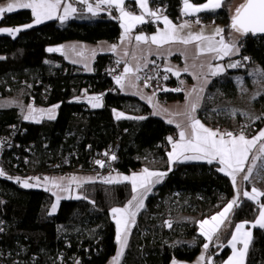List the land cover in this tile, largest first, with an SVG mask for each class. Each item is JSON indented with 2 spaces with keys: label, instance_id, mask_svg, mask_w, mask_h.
Here are the masks:
<instances>
[{
  "label": "trees",
  "instance_id": "16d2710c",
  "mask_svg": "<svg viewBox=\"0 0 264 264\" xmlns=\"http://www.w3.org/2000/svg\"><path fill=\"white\" fill-rule=\"evenodd\" d=\"M71 1L78 10L85 8L78 0ZM233 2L224 0L220 9L201 16L204 21L222 24L226 38L233 31L230 28ZM169 3L168 14L178 18L180 0ZM32 20L30 10L20 9L4 14L0 27L22 26ZM98 26L108 28L115 24L99 21ZM59 27L58 20H50L20 31L15 38L0 35V57H3L0 136L13 139L10 149L6 148L1 155L0 169L6 176L20 175L25 179L50 171L49 163H60L68 154L73 167L87 169L91 155L117 143L120 158L117 172L131 174L144 168L167 171L136 217L121 264L192 262L206 243L199 233L198 222L220 212L234 197L230 178L216 171L218 165L206 162L169 165L167 153L171 144L167 137L175 140L177 129L153 116L141 99L121 92L115 79L109 76L115 66H121L113 54L100 53L94 60L92 73L68 64L62 56L49 54L47 47ZM146 27L153 29L151 25ZM109 38L116 40L115 35ZM235 59L242 66L212 80L197 112L213 127L233 131L244 124L247 127L244 134L251 137L264 127V79L252 81L250 72L254 67L264 71V37L244 35ZM238 75L245 76V86L255 83V105L263 114L251 123L231 113L233 100L241 93V86L236 83ZM177 80L170 73L167 85L173 87L169 89L176 88ZM91 94L103 95L102 107L90 108L79 99ZM4 99L15 104L2 105ZM183 99L182 91L159 94L161 102ZM29 104L37 107L59 104L56 119L40 123L24 120L21 106ZM114 111L145 119H117ZM53 173L64 174L65 169L57 168ZM79 194L84 198L62 200L57 212L50 215L54 203L50 192L24 188L15 179L0 177V253L5 264H77V261L106 264L114 257L118 244L110 211L124 207L132 198L131 184H105L97 179L83 184ZM241 200L230 214L229 229L225 233L221 230L219 240L214 239L206 252L214 264H222L230 254L227 244L235 225L253 222L258 217V205L243 197ZM263 201L264 197L260 202ZM166 221L172 222L171 228ZM245 264H264V229H253Z\"/></svg>",
  "mask_w": 264,
  "mask_h": 264
},
{
  "label": "snow or ice",
  "instance_id": "6c2138e0",
  "mask_svg": "<svg viewBox=\"0 0 264 264\" xmlns=\"http://www.w3.org/2000/svg\"><path fill=\"white\" fill-rule=\"evenodd\" d=\"M79 3L84 4L89 13L93 16L97 15L101 11V6H107V9L111 10L115 8L119 12L118 19L120 20V26L123 29V33L120 37V44L125 45V42L131 43L134 39L136 42V49L141 52L140 56H137L136 51L132 53V60L135 61V66L130 63H125L123 72L120 75L114 77L116 84L121 90L132 89L133 95H140L141 99H146L149 104L152 105L154 111L153 115L166 116V122L168 124H174L179 131V139L174 140L173 137H167L169 144H171V151L167 153L169 165L176 162L184 161H204L209 165H218L216 171L223 173L229 177L233 188L236 189L234 197L226 204V206L215 215L210 218L203 219L198 222L200 235L207 241L203 244L205 252L209 249L214 239L219 240V234L222 227L231 223L230 214H232L234 207H239L242 203L241 197L247 200L253 201L259 207L258 217L254 222H242L235 225L234 231L231 233V239L228 241V246L232 250L231 256L228 257L224 264H245L246 257L248 255L249 246L252 240V231L246 230V225L250 223V228L259 227L264 229V203L260 202V198L264 197V191L256 187H252L251 191L241 190L238 187L237 177H241L242 181H249L253 177V173H256L257 177L264 178V129L248 138L244 131H240L238 134H234L231 131L221 132L219 129H211L206 127L200 119L197 118V109L200 107V102L205 91V87L209 83L206 78L208 74L215 77L222 74L225 71V66L221 64L213 65L212 60H222L225 57L236 55L240 49L235 42L226 41L223 33L224 29L216 27L211 34H205V29L202 27L200 31H191L192 22L185 20L182 24H174L167 16H161L159 10H151L149 8V0H135L138 7L141 9L140 14H134L128 11L125 7V0H97L95 6L89 3V0H78ZM223 6V0H206L205 3L196 5L190 2V0H183L182 15L195 16L204 11H216ZM18 9H27L31 11L33 22L22 27L0 28V33H6L9 36L15 38L16 34L20 31L32 28L34 25H39L46 20L58 19L61 23L66 21L72 14L77 12V9L72 3H64V0H8L5 5H0V19L4 14L12 13ZM62 9V14H61ZM110 14V13H109ZM146 16L150 17L152 21H161L164 24L162 29H158L155 34L148 36L143 33L133 36V29L137 25L148 23ZM195 23L199 24L200 20L197 18ZM230 28L241 36L257 33H264V0H245L236 9L235 13L231 16ZM185 29L188 31L185 32ZM181 33H185L181 35ZM219 37V39H217ZM148 45L146 49H141L140 45ZM182 44L185 46L194 45V63L191 68H196L195 60L201 56H208L209 62L207 65L201 63L199 68L203 70L207 67L208 72L201 71L199 74L196 72H190V67L186 64L184 68H174L171 65L165 67L166 73H172L174 76L179 77L181 72L190 73L194 79L197 80V85L193 86L185 92L187 103L185 104L184 111L173 113L168 108L163 107L156 101V92L151 95H144L139 88L138 82L144 79V87H150L149 81L155 79V76L143 78L140 73L149 63H155V61H149V55L162 56L164 52L167 55H172L171 47L161 51L165 45ZM151 45H155L156 49L153 50ZM72 52L78 57H84V50L78 49L77 46H68ZM119 45L113 44L109 46V50L117 52ZM48 52H60L62 55L67 56L65 46L58 48L50 47ZM185 51L181 52V55H185ZM96 54L95 50H91V57ZM129 55L126 47L122 53V58ZM3 59V57H0ZM244 60H248V57H244ZM143 60V63H141ZM81 60L73 59L72 63H80ZM121 60H117V64H120ZM86 68L88 64L85 62ZM240 61H235L227 65L228 68L241 67ZM158 67V66H157ZM91 70V69H89ZM254 74H259L264 78V71L257 69ZM158 75V73H157ZM205 77L201 80V77ZM163 80H168V75L162 77ZM184 81L179 80L180 87L168 89L162 88L161 91L168 92H181L185 91ZM243 90V89H242ZM102 97L92 96L88 97V102L91 107H101ZM59 108V104L48 108H35L31 104L26 109V114H23V119L26 121H34L36 123L41 122V118L46 116L48 120L56 119V109ZM21 112L24 113L25 109L21 106ZM235 115V111L232 113ZM124 116V113L117 112L116 118L120 119ZM175 116H182L184 119L176 121ZM129 119L143 120L145 117H127ZM258 119V118H257ZM104 155H108L105 153ZM111 160H116L117 157L113 154L110 157ZM95 163L101 168L105 166L103 160H96ZM171 171V167L169 168ZM167 172L150 171L148 168H144L141 173H133L132 175L124 176H112L109 175L102 179L105 184H119L129 182L131 184V191L133 193L132 198L127 202L124 207H114L111 209L112 217L116 224V242L119 248L113 257L111 264H121V259L128 246L129 236L131 229L136 224V217L138 213L144 208L145 199L152 188L162 182ZM0 177H6L7 179H15L22 187L31 188L40 185L39 177H31L28 179H21L20 177L6 176V173L0 169ZM30 180H35L36 183H30ZM65 181H67L65 183ZM95 182L91 177L80 179L75 176L70 178H52L44 177V184H51V188L46 187V191H52V195L55 197V202L51 206L50 215L56 213L57 206L63 198L60 193L70 191V186L75 184L77 188L81 187L84 183ZM84 198L77 195L75 199ZM167 227H172L171 221L165 222ZM242 245V247H237ZM205 255H201L197 264H202L205 261ZM77 264L79 262L77 261ZM172 264H177L176 260L172 261ZM207 264H214L212 258L207 257Z\"/></svg>",
  "mask_w": 264,
  "mask_h": 264
},
{
  "label": "crops",
  "instance_id": "0c3cea01",
  "mask_svg": "<svg viewBox=\"0 0 264 264\" xmlns=\"http://www.w3.org/2000/svg\"><path fill=\"white\" fill-rule=\"evenodd\" d=\"M164 1L165 0H149V8L151 10H153V11L159 10V7L162 5V3ZM7 2H8V0L0 1V5H5ZM190 2L193 3V4H196V5H200V4L205 3L206 0L201 2V3H196V2H194L192 0H190ZM64 3H72L73 6L77 9V12L72 14L63 23H61L58 19H52V20H58L60 22V24H61V27L58 28L57 33L54 35V37H53L52 41L50 42L49 46L47 47V49L50 48V47L58 48V47H61V46H65V51L67 52V56L66 55H62L60 52H48L47 51L49 54L62 56L64 58V60L68 64H71V65H74V66H80V67H82L85 70L86 73H92L93 72V70H94V60L100 53H111V54H113L114 57L117 60H121V63H120L121 66H125L126 62L130 63L132 66H135V61L132 60V53H133V51H136L137 56H140L141 52L136 49V42H135L134 39L132 40L131 43L125 42V45H121L120 44V37H121V35L123 33V29L121 28L120 20L118 19L119 12L115 8H113L112 13H110V14L109 13H105L104 10L101 8V11L97 15L93 16L91 13H89L87 11L86 6H85V8L83 10L80 11V10H78L76 5L71 0H64ZM89 3L93 4V6H95L96 3H97V0H89ZM125 7H126V9L128 11H131L134 14H140L141 13V9L136 4L135 0H125ZM182 8H183V0H180L179 18L178 19L177 18L175 19V18L171 17L169 14H165V15H162V16H167L169 18V20H171L176 25L182 24L185 20L191 21L192 22L191 31H193V32L200 31V29L202 27L205 29V34H211L213 29L216 28V27H220V28L224 29V26L222 24L217 23L214 20L204 21L202 19V17H201L202 14L213 12V11H204V12H201V13L195 15V16H185V15H182ZM18 10H20V9H18ZM61 14H62V9H61ZM183 16H184V18L181 19V17H183ZM148 18L149 17L146 16V20H148ZM197 18L200 20L199 24L195 23V20ZM47 21H50V20H46L45 22H47ZM99 21H110V22L114 21L115 27L101 28V27L98 26V22ZM32 22H33V20H32ZM32 22H30V23H32ZM45 22H43V23H45ZM43 23H41V24H43ZM156 23L157 24L155 26H152L153 27L152 30H149L146 27L147 25L148 26L150 25L149 23H145V24H142V25H137V27L135 29H133L132 35L135 36V35L143 33L145 35L151 36V35L155 34L158 29H162L164 27V24H163L162 20L161 21H156ZM22 26H24V25H22ZM22 26H16V27H22ZM34 26H37V25H34ZM16 27H10V28H16ZM0 28H3V27H0ZM73 28H75L76 30H79V31H75V29H73ZM187 31L188 30L185 29V32H187ZM183 34H185V33H181V35H183ZM0 35H8V34L0 33ZM111 35H115L116 36V40L110 39L109 36H111ZM223 35H224L226 41L235 42L237 44V46L239 47V49H240V42H241V39H242V37L244 35L240 36L238 38L232 37V36H230V34H228V38H226L224 33H223ZM217 39H219V37H217ZM113 44L119 45L117 52H112V51L109 50V46L113 45ZM72 45L77 46L78 49H83L84 50V57L83 58L76 56V54L71 51V49L68 46H72ZM125 47H126L128 53H129V55L127 57H123L122 58V53H123ZM147 47H148V45H143V44L140 45L141 49H146ZM169 47H171V49H172V55H170V56L167 55L166 52H164V50L169 48ZM151 48L153 50H155L156 46L155 45H151ZM185 48H186L185 55H181V52L185 51ZM93 49L95 50L96 54H95L94 57H91V50H93ZM161 51L164 52V55L159 56V57L154 55V54L153 55H149L148 56V60L151 61L152 58L158 57V58H160L163 61L164 67H166L168 65H171L174 68L182 69L187 64L190 67V72H196L197 74H199L201 71H203L205 73L208 72L207 67H205L203 70H201L199 68V65L201 63H204L205 65H207V63L209 62V57L208 56H201L199 59L195 60L196 68H191V65L194 63V59H193L194 54H195V46L194 45H188V46H185V45H182V44L165 45L164 48L161 49ZM239 54H240V51H239L238 54L225 57L222 60H212L211 63L213 65H216V64L224 65L225 66V71L223 73H225L227 70L236 69V68H228L227 65L229 63H233V62L237 61L235 58ZM73 59L81 60L82 62H80V63H72ZM85 62L88 64L87 68L84 66ZM141 63H143V60H141ZM89 69H91V70H89ZM222 74H220V75H222ZM220 75H218V76H220ZM218 76L213 77L210 74L207 75L206 78L209 80V83L205 87V91H206L207 87L209 86V84L212 82V80L214 78L218 77ZM174 77H176V76H174ZM204 78L205 77L202 76L201 80H203ZM179 80H183L185 82L184 83L185 91H182L184 93V99L182 101L161 102L159 100V98L156 96V101L160 105H162L163 107L168 108L173 113L184 111L185 104L187 103L185 92L188 89H191L193 86H196L197 83H198L197 80L194 79L193 76L190 73H184V72H181ZM138 84H139L140 90L143 92L144 95L147 96V95H151L152 94L149 91L148 88L144 87L143 84H141L140 82H138ZM254 85H255V83H253V82L250 85L251 88L253 89V93L255 92L254 91ZM240 86H242V85H240ZM133 91L134 90H132V89L121 90V92L123 94L135 96V97L141 99L140 95H133L132 94ZM205 91L203 93V97H204ZM253 93L249 94L250 97H251V106H252L251 109H253V111H254L253 117L251 119L249 118V120H248L249 123L254 122L258 117H260L263 114L261 112V110L259 109V107H257L255 105V101L254 100H255L256 96L253 95ZM92 96H101L102 97L101 104L103 106L104 101H103V95L102 94L82 95L81 97H79V99L82 100L83 102H85L90 108H93V107H91V104L88 102V97H92ZM203 97L201 99L200 106L202 104ZM240 97L241 96H239L238 98H240ZM238 98H236L235 100H238ZM141 100L144 101L150 107L151 114H152L153 111H154L152 105L149 104L146 99H141ZM11 101L12 102L10 104L2 102V105H13V104H15L13 102V100H11ZM53 106H55V105H53ZM53 106H50V107L33 106V107L38 108V109L39 108L48 109V108H51ZM27 107H28V105L25 107V114H26ZM98 108H100V107H98ZM93 109H95V108H93ZM198 109H197V111H198ZM117 112H120V111H114L115 117H116V113ZM236 114L238 115V112ZM196 115H197V118L200 119L201 122L204 123L206 127H209L211 129H214V130L215 129H219L221 132L230 131L229 129H221L219 127H213V126L207 124L205 121H203L198 116V112L196 113ZM56 116H57V109H56ZM153 116L161 118V119H163L165 121L167 119L166 116H157V115H153ZM233 116L236 117V115H233ZM123 117L127 118L129 116L124 114ZM123 117H121V118H123ZM45 119H47L46 116L41 118V121H43ZM174 119L176 121H181L184 118L182 116H175ZM29 122L36 123L34 121H29ZM171 125H173L177 129L178 135H177V138L175 140H178L179 139V131H180V129H178L176 127L175 123L171 124ZM261 129H264V127L260 128L259 130H261ZM259 130L253 136H255L259 132ZM253 136H251V137H253ZM251 137H248V138H251ZM261 143H264V141H261ZM170 151H171V147H170L169 152ZM184 162L185 163H203L204 161H184ZM142 170L139 171V172H135V173H141ZM150 171H158V170H150ZM159 172H167V171H159ZM132 174L133 173H131V175ZM73 176H75L77 178H80V179L91 177L95 181L97 180V178H95L94 176H92V174H89V173L71 174V175H64V174H57V173L56 174L32 175L31 177H39L40 178V185L39 186H34L32 188L33 189H42V190H45L46 187L51 188V184H47V185L44 184V177H49L50 179H52V178H61V177L70 178V177H73ZM242 176H243V173L241 174V176L237 177L238 187L242 191L243 190L251 191L252 187H256V188L260 189L261 191H264V178L257 177L255 172L253 173V177L250 178L249 181H242L241 180ZM66 182L67 181H65V183ZM30 183L35 184L36 181L35 180H30ZM80 188L81 187L77 188V186L75 184H72L70 186V191L69 192L60 193V195L63 197L61 199V201L65 200V199H73L77 195H80L79 194V189ZM153 188H152V190H153ZM52 191H56V189H52L51 191H48V192H50L52 194ZM235 193H236V189H235ZM262 198L263 197L260 198V201H262ZM54 202H55V197H54ZM263 203H264V201H263ZM144 204H145V202H144ZM58 207H59V205L57 206V210H58ZM210 217H208V218H210ZM205 219H207V218H205ZM239 223H242V222H239ZM250 223L246 225V230L250 229L251 231H253L254 228H250ZM229 227H230V224H228L226 222V225L224 227H222V232L225 233L229 229ZM256 228H259V227H256ZM234 229H235V227H234ZM199 233H200V229H199ZM230 239H231V237H230ZM218 245H220V244H218ZM227 246H228V244H227ZM237 247H242V245H237ZM118 248H119V245H118ZM202 254L205 255V257L207 259L206 252L202 248V250L199 253V255L192 262L177 261V264H197L198 259H199V257ZM231 254H232V250L230 248V254L228 255V257L231 256ZM228 257L225 259V261H227ZM112 259H113V257H111L106 264H111ZM206 259H205V261H206ZM205 261H203L202 264H204ZM224 262L222 264H224ZM245 262H246V260H245Z\"/></svg>",
  "mask_w": 264,
  "mask_h": 264
},
{
  "label": "built area",
  "instance_id": "2783aa9c",
  "mask_svg": "<svg viewBox=\"0 0 264 264\" xmlns=\"http://www.w3.org/2000/svg\"><path fill=\"white\" fill-rule=\"evenodd\" d=\"M169 0H165L162 5L159 7V14L165 15L168 14L167 10L169 8ZM101 8L104 10L105 13H112L113 8L111 10L107 9V6H101ZM179 18V17H178ZM177 18V19H178ZM184 18L181 17V19ZM148 23L151 26H155L157 23L156 21H152V19L149 17L148 18ZM151 61H155V63H149L148 66L146 68H144L140 73H138V75H140L143 78H147L150 76H155V79H152L149 81L150 83V87H147L149 89V91L151 93L156 92V96L159 98V94L164 92L161 91L160 89L162 88H171L173 87V84L167 85V80H163L162 77L164 75H168V77H170V73H166L164 71L165 67L163 64V61L158 58H152ZM158 66V67H157ZM124 66H115L110 72H109V76L111 78H114L117 75H120L123 72ZM158 73V75H157ZM141 84L144 85V79L139 81ZM174 87H180L179 84V80L175 81V85ZM246 126L243 124L241 125V127L239 129H235L231 132H233L234 134H238L240 131H244L246 130ZM12 138L8 135H1L0 136V166L2 164L1 161V155L3 152H5L6 148L10 149V145L12 144ZM105 153H108V155H104ZM115 155L117 157L116 160H111L110 157L111 155ZM96 160H103L105 162V166L103 168H101L99 165H97L95 163ZM120 162V158H119V145L116 143L112 146H109L107 148H104L98 152H96L95 154L91 155L88 159V168L83 169L80 166L78 167H73L72 166V160H71V155H66L64 159H62V161L60 163H49L48 166L51 169L50 171H44L42 174L39 175H43V174H56L53 173V170L57 169V168H64L65 169V173L67 175H71V174H76V173H89V174H93L97 177L98 180L102 181V179L104 177H107L109 175H113L115 172H117V164H119ZM16 168V167H15ZM59 174V173H58ZM16 177H20V175L16 176ZM26 177V176H25ZM24 178V177H22ZM0 264H5L4 259L2 254L0 253Z\"/></svg>",
  "mask_w": 264,
  "mask_h": 264
},
{
  "label": "rangeland",
  "instance_id": "374dc122",
  "mask_svg": "<svg viewBox=\"0 0 264 264\" xmlns=\"http://www.w3.org/2000/svg\"><path fill=\"white\" fill-rule=\"evenodd\" d=\"M256 69H257V67H254L250 72H251V75H253L252 81L258 82V81H260V80H262L264 78H262L259 74H254L256 72ZM244 78H245V76H243V75H238L237 78H236V83L239 84V85H242L241 86V93L239 95L241 97L238 98V100H233V103H232V106L233 107H232L231 113H233L235 111V115L237 116L236 113L238 112V115L243 116V118L247 122H249L248 121L249 118L251 119L253 117V114H254L253 109H251V107H252L251 106V97L249 95V94L253 93V89L250 86H245ZM253 95L256 96L257 94L254 92ZM3 102H5L7 104H10L12 101L10 99H4ZM23 108L25 109V107H23ZM23 114H25V112ZM76 174H82V173H76ZM64 175H67V174H64ZM118 175L119 176H124V175L130 176L131 174H124V173L115 172L112 176H118ZM92 176H94L95 178H97L93 174H92ZM25 179H28V178H25ZM110 215H111V219L115 223V220L112 217L111 211H110ZM115 226H116V224H115Z\"/></svg>",
  "mask_w": 264,
  "mask_h": 264
},
{
  "label": "water",
  "instance_id": "95a60500",
  "mask_svg": "<svg viewBox=\"0 0 264 264\" xmlns=\"http://www.w3.org/2000/svg\"><path fill=\"white\" fill-rule=\"evenodd\" d=\"M244 0H234V2H233V5H232V7L230 8V10H231V12H232V14H234L235 13V9L243 2ZM245 2V1H244ZM252 35V34H251ZM230 36H232V37H236V38H238V37H240L241 35L239 34V33H236L234 30L230 33ZM253 36H259V37H264V33H257V34H255V35H253Z\"/></svg>",
  "mask_w": 264,
  "mask_h": 264
}]
</instances>
